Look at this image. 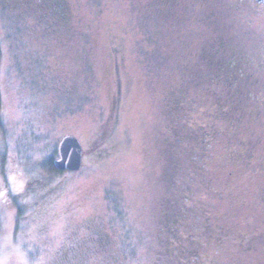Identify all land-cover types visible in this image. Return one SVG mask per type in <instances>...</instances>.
I'll return each instance as SVG.
<instances>
[{
    "label": "rangeland",
    "instance_id": "1",
    "mask_svg": "<svg viewBox=\"0 0 264 264\" xmlns=\"http://www.w3.org/2000/svg\"><path fill=\"white\" fill-rule=\"evenodd\" d=\"M43 1L0 0V264H174L164 223L183 264H264V4Z\"/></svg>",
    "mask_w": 264,
    "mask_h": 264
},
{
    "label": "trees",
    "instance_id": "2",
    "mask_svg": "<svg viewBox=\"0 0 264 264\" xmlns=\"http://www.w3.org/2000/svg\"><path fill=\"white\" fill-rule=\"evenodd\" d=\"M0 57H1V52H0ZM234 64H232V63H228L227 64V68H231L232 66H233ZM237 74H240L239 72H237ZM211 75V74H210ZM198 79L201 81V82H198V80H196V82H198L199 84H198V87L200 86V85H204L205 87H206V90H207V93L206 92H204L203 93V91H201V100H205L204 98H206V95H208L209 93H210V90L211 89H213L212 87H208V86H206V85H208V84H210V85H212L213 87H215L216 86V84L214 83V80H213V76H212V78L210 79V83H206L205 82V75L204 76H199L198 77ZM192 81H194V78H192ZM264 86V85H263ZM197 97V96H196ZM250 101L251 100H255L254 98H252V97H250V98H248ZM205 103H206V101H204ZM210 103H206V105H209ZM0 110H1V93H0ZM186 117V116H185ZM184 117V118H185ZM112 126H113V123H112ZM179 143H180V147H179V149H181V153L179 152L178 154H179V156L177 157V158H181L182 159V161H184L185 163H187V164H189V166L188 167H191V169L193 168V164L192 163H194V161L192 160V157H191V155H190V157H189V160L187 159H185L186 157H185V154H186V152H188V150H187V147L186 146H184V145H182V144H184V140L183 139H179V141H178ZM227 143V142H226ZM57 151H58V149H57ZM198 153H200L199 151H198ZM210 156H213V154L210 152ZM213 159H214V156H213ZM41 170V169H40ZM210 170H212V168H210ZM42 171V170H41ZM57 173L58 171H56L54 168H53V166H52V168L50 169V170H48V173ZM175 174V173H174ZM229 175H230V173H229ZM228 175V176H229ZM174 178H172V180H173ZM174 181V180H173ZM15 190V194L14 195H16V190L17 189H14ZM3 191L5 192V187L3 188ZM8 195L6 194H4V198L3 199H5V200H8L9 201V198L10 197H7ZM192 196V195H191ZM207 216V215H206ZM204 214H202V213H200V212H198V211H195L194 212V214H193V210H189L188 212H187V214H183L182 215V218H185L186 220L187 219H189L190 221H191V218L192 217H195V220L194 221H192V223H189L190 224V226L191 227H193L195 224H199V223H201L202 221H205V219H207L208 217H206ZM168 225H170V224H168V223H164L163 224V226L160 224L159 226H160V229H162V230H164V233H163V238L160 240V241H162V243H163V246H164V248H163V251H165V254L166 255H171L172 257H175V258H177V259H179V261H177L176 263H175V261L174 262H170V263H174V264H183V260H182V257H183V255H185L184 253H188L187 255H190V253L192 252V251H188V250H182V249H180L181 248V246L184 248V249H189V247H187V246H185L186 245V243L188 242H191V240L189 239V237H190V234H184V230H183V228L180 230V228H175V229H171V227L172 226H168ZM180 230V231H179ZM191 230V229H190ZM179 231V232H178ZM184 235H186L185 237H186V239L185 238H182V236H184ZM174 260V259H173ZM165 261H167V260H165ZM162 264H169V263H162Z\"/></svg>",
    "mask_w": 264,
    "mask_h": 264
},
{
    "label": "water",
    "instance_id": "3",
    "mask_svg": "<svg viewBox=\"0 0 264 264\" xmlns=\"http://www.w3.org/2000/svg\"><path fill=\"white\" fill-rule=\"evenodd\" d=\"M257 4H263L264 0H254ZM82 149L79 141L73 136H65L58 145V160L53 162L56 171L75 172L80 168Z\"/></svg>",
    "mask_w": 264,
    "mask_h": 264
},
{
    "label": "flooded vegetation",
    "instance_id": "4",
    "mask_svg": "<svg viewBox=\"0 0 264 264\" xmlns=\"http://www.w3.org/2000/svg\"><path fill=\"white\" fill-rule=\"evenodd\" d=\"M40 4H41V6L43 7V9H44V11H45V13L46 14H51V9L49 8L50 6H47L46 5V3L43 1V0H37ZM252 1H254V0H252ZM255 2V1H254ZM255 4H257L256 2H255ZM264 4V3H263ZM257 5H262V4H257ZM211 49L212 50H214V52H223L224 51V49H222L221 47H216V48H213V47H211ZM250 58L249 57H246V60H245V62H247L248 60H249ZM251 60V62L253 61L252 59H250ZM241 61H243V60H241ZM232 64H234V62H232ZM258 66L256 67V66H254V67H251V73L253 74L254 72H256V71H258ZM252 74H250L249 76H252ZM111 116V115H110ZM109 115L107 116V120H106V122H102L101 124H100V128L104 131V132H106V134H105V137H104V140L102 141V142H104V141H107L108 140V138H109V135H111V132L113 131V126H112V124H110V117ZM108 123H109V127L107 126L108 125ZM65 136H74L77 140H78V138L75 136V135H73V134H67V135H65ZM64 136V137H65ZM62 139V138H61ZM107 139V140H106ZM61 141V140H60ZM60 141L58 142V144H57V147H56V149H55V153H56V155H57V159H58V151H57V148H58V145H59V143H60ZM79 141V140H78ZM79 143H80V141H79ZM81 144V143H80ZM101 145H102V143L101 144H99V145H96V146H93V152L94 151H96V152H98V151H100L101 149H104V148H102L101 147ZM103 146V145H102ZM104 147V146H103ZM81 149H82V156L81 157H83V154H84V150H83V148L81 147ZM106 151V150H105ZM56 159V160H57ZM55 160H53L52 161V163L54 162ZM194 161V163H192L194 166L197 164V162H195V160H193ZM81 168V167H80ZM185 170H187V171H189L188 169H185ZM80 171V170H79ZM79 171H76V172H71V173H77V172H79ZM57 173H60V172H57ZM57 173H52L53 175H58ZM9 188L10 187H7V189H5V192H4V194L6 195H8L7 197H10L11 195H14V194H12L11 192H12V189H11V191L9 190ZM14 190V189H13ZM15 191V190H14ZM22 193V192H21ZM27 197V195L25 194V195H22L21 196V198H26ZM10 198H12V196L10 197ZM168 226H171V225H168ZM172 228V227H171Z\"/></svg>",
    "mask_w": 264,
    "mask_h": 264
},
{
    "label": "bare ground",
    "instance_id": "5",
    "mask_svg": "<svg viewBox=\"0 0 264 264\" xmlns=\"http://www.w3.org/2000/svg\"><path fill=\"white\" fill-rule=\"evenodd\" d=\"M74 137V136H73ZM58 149V148H57ZM58 160V159H57ZM56 161V160H55ZM52 166H53V163H52ZM80 169V168H79ZM64 172H66V171H64ZM70 172V171H69ZM76 172V171H75Z\"/></svg>",
    "mask_w": 264,
    "mask_h": 264
}]
</instances>
